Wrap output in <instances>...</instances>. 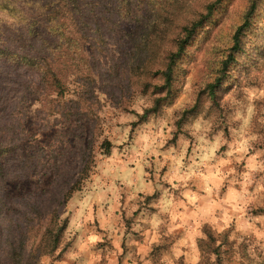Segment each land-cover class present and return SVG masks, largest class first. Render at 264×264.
<instances>
[{
    "label": "rangeland",
    "instance_id": "374dc122",
    "mask_svg": "<svg viewBox=\"0 0 264 264\" xmlns=\"http://www.w3.org/2000/svg\"><path fill=\"white\" fill-rule=\"evenodd\" d=\"M206 1L191 0L190 11ZM246 1L229 0L218 25L208 22L196 34L177 65L170 94L144 91L127 64L121 32L96 57L92 85L69 86L67 117L55 112L34 72L0 68L5 217L19 221L30 237L40 235L53 209L68 218L69 248L40 264H151L147 255L158 243L165 247L160 264H195L196 238L205 226L215 235L228 232L236 253L224 264H257L264 258V213H255L264 209V144L255 130L264 119L257 127L253 122L255 114L264 116V82L245 86L242 72L232 66L219 87L223 111L204 98L185 116L212 79L218 47L226 45L218 34L209 50L206 32L219 30L225 38ZM158 95L164 97L157 110L143 118ZM105 140L109 154L101 149ZM88 154L93 157L88 179L64 203ZM22 158L35 167L30 175ZM31 218L34 223L28 224Z\"/></svg>",
    "mask_w": 264,
    "mask_h": 264
},
{
    "label": "trees",
    "instance_id": "16d2710c",
    "mask_svg": "<svg viewBox=\"0 0 264 264\" xmlns=\"http://www.w3.org/2000/svg\"><path fill=\"white\" fill-rule=\"evenodd\" d=\"M190 1L0 0V68L34 72L44 94L52 98V104L55 102V112L67 117L70 111L64 106V98L69 86L92 85L98 75L96 57L106 50L112 35L121 32L128 54L127 64L136 71L144 91L170 94L177 65L186 55L190 42L208 22L218 25L229 6V0H207L200 10L190 11ZM221 7L223 13L213 21ZM239 20L224 34L225 38L221 39L219 30L206 32L209 50L218 34L219 41L226 39V45L218 47L220 55L211 69L212 79L204 84L185 116L194 112L204 98L209 99L216 110L223 111L218 99L219 87L232 66L238 73L242 72L245 86H263L264 0L246 1ZM163 97H154L153 106L146 109L142 117L155 112ZM262 117L264 119L258 113L254 115V127ZM255 130L264 144V125ZM101 149L109 154L110 142L103 141ZM6 153L1 152L0 158ZM92 159L91 154L86 156L76 180L64 194V203L85 184ZM21 166L29 170L26 176L35 171L23 158ZM255 213H264V209H257ZM31 223H34L32 218L28 219V224ZM67 226L68 218L53 209L40 235L36 231L30 237L19 221L5 217L0 200V264H40L46 256L59 259L70 245L65 237ZM30 238L33 241L29 246ZM164 248L159 243L153 244L147 255L151 264H160ZM196 248L195 264H224L236 253L227 231L215 235L206 226L196 238ZM257 264H264V258Z\"/></svg>",
    "mask_w": 264,
    "mask_h": 264
}]
</instances>
